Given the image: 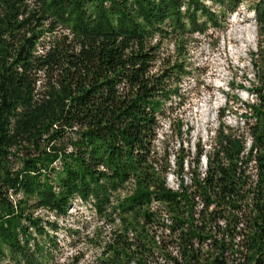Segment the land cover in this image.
I'll use <instances>...</instances> for the list:
<instances>
[{
    "label": "trees",
    "instance_id": "16d2710c",
    "mask_svg": "<svg viewBox=\"0 0 264 264\" xmlns=\"http://www.w3.org/2000/svg\"><path fill=\"white\" fill-rule=\"evenodd\" d=\"M243 1L210 0L213 10L203 0H0V262L54 264L48 229L59 225L34 211L65 216L79 200L105 219L118 211L103 264H146L154 249L175 264H264V0L252 6L249 147L237 129H216L210 151L195 149L189 182L184 156L176 161V189L165 180L166 144L182 134L173 99L184 97L187 70L154 71L165 39L187 44ZM165 126L171 135H159ZM153 202L170 214L178 256L149 235L148 226L164 224ZM225 210V225H242L245 248L231 263L223 238L208 233ZM209 238L217 254L203 249Z\"/></svg>",
    "mask_w": 264,
    "mask_h": 264
},
{
    "label": "rangeland",
    "instance_id": "374dc122",
    "mask_svg": "<svg viewBox=\"0 0 264 264\" xmlns=\"http://www.w3.org/2000/svg\"><path fill=\"white\" fill-rule=\"evenodd\" d=\"M213 10H219L210 0H203ZM255 0H244L233 12L226 14L225 23H218L211 26L206 33L194 34L188 38L187 44L178 40L179 46L174 41L165 39L161 45L160 59L156 62L154 71L159 68L170 67L174 64H183L185 70L181 76V92L184 97L176 103L174 125L180 126L182 134L179 137H169L168 164L169 168L165 173L167 186L176 189L179 177L176 170V161L184 156V169L187 171L183 175L185 182H189V167H193L195 162V149L199 147L208 152L211 150L212 139L215 130L218 128L237 129L246 139V148L249 147L250 140L247 134L245 112L248 104L255 101V95L251 92L254 82V68L252 64V52H256L257 31L255 27V15L252 10ZM156 39L153 40L155 42ZM181 42V43H180ZM249 116V114H247ZM252 121V119H249ZM167 123V121H163ZM173 125V126H174ZM166 130L171 135V130L165 126L159 131V135ZM176 130V129H175ZM160 145V143H159ZM180 152L177 153V150ZM161 163V160H158ZM206 157L202 155L199 159V168L204 170ZM247 173L250 180H255L253 163L248 165ZM128 194L127 189L120 190L117 195L123 197ZM152 207L159 208L164 224L148 226L149 235L154 236L162 247L163 252L178 256L176 244V233L169 231L167 225L170 223V214L164 209L163 204L152 203ZM201 205L197 206L199 209ZM211 209V207H210ZM35 215H40L44 220L55 221L59 225L56 232H49L53 239L54 264L73 263L75 257L78 259L74 264H103V245L110 241L114 230L120 226L121 219L118 211L112 212L109 219L97 216L89 206L82 204L79 200H74L65 216H55L52 212L44 209H36ZM225 217H220L213 221L208 230L212 236L218 239L223 238L227 246V259L229 263L234 258L242 260L239 253L233 252L238 249L245 250L241 233V224H230L227 222L228 210L224 211ZM230 226L231 232H229ZM240 230V233L238 231ZM39 242L41 238L37 239ZM203 246L209 253L217 254L218 249L210 242ZM51 242V243H52ZM211 244V245H210ZM243 256V255H242ZM146 264H175L173 260L164 257L163 253L154 249L152 253L145 255ZM2 260L0 264H6ZM8 264V263H7ZM134 264V263H130Z\"/></svg>",
    "mask_w": 264,
    "mask_h": 264
}]
</instances>
